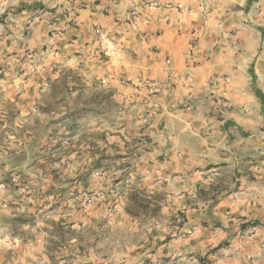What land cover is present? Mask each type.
Listing matches in <instances>:
<instances>
[{
  "label": "crops",
  "instance_id": "1",
  "mask_svg": "<svg viewBox=\"0 0 264 264\" xmlns=\"http://www.w3.org/2000/svg\"><path fill=\"white\" fill-rule=\"evenodd\" d=\"M152 1L0 0L7 108L72 84L16 197L129 227L114 264H264V0Z\"/></svg>",
  "mask_w": 264,
  "mask_h": 264
},
{
  "label": "rangeland",
  "instance_id": "2",
  "mask_svg": "<svg viewBox=\"0 0 264 264\" xmlns=\"http://www.w3.org/2000/svg\"><path fill=\"white\" fill-rule=\"evenodd\" d=\"M5 76L0 65V264L117 263L120 251L134 241L129 227L103 226L102 221L93 226L61 225L51 212L53 198L45 201L36 191L35 206L28 209L31 189L17 198L11 185L16 182L14 168L23 169L28 157L39 154L40 137L52 123L54 110L70 100L61 98L72 88L70 76L46 87L30 112L18 110L15 102L7 108ZM49 204L51 209L46 208Z\"/></svg>",
  "mask_w": 264,
  "mask_h": 264
},
{
  "label": "built area",
  "instance_id": "3",
  "mask_svg": "<svg viewBox=\"0 0 264 264\" xmlns=\"http://www.w3.org/2000/svg\"><path fill=\"white\" fill-rule=\"evenodd\" d=\"M153 5V1L152 0H139V6H137L138 8L137 9H134L132 11V23H135L137 22V17L139 15V9L140 8H146V7H150ZM108 45V44H107ZM108 46H107V51H108ZM110 52H111V55H117V50L114 49L113 47L110 49ZM100 197V194H96V193H93V194H88L86 196V204L87 205H91L92 203H94L96 200H98ZM264 247V244L262 245Z\"/></svg>",
  "mask_w": 264,
  "mask_h": 264
}]
</instances>
